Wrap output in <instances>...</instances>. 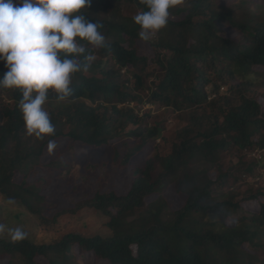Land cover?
<instances>
[{
    "label": "trees",
    "instance_id": "obj_1",
    "mask_svg": "<svg viewBox=\"0 0 264 264\" xmlns=\"http://www.w3.org/2000/svg\"><path fill=\"white\" fill-rule=\"evenodd\" d=\"M124 1L146 10L138 0H91L82 10L102 24L107 47L86 45L95 59L73 76L68 99L57 102L49 92L43 107L54 136L27 137L21 91L0 88V199L25 207L55 236L49 243L0 237V264H40L37 258L48 264H256L250 258L264 252V187L253 184L247 196L216 188L264 169V0H185L148 41L152 58L139 53V26L123 15ZM224 25L234 37L221 35ZM6 71L0 62V77ZM216 81L228 86V94H219ZM156 102L186 118L163 155L156 144L165 129L159 115L133 107ZM49 139L57 145L52 153ZM225 149L235 150L226 171L210 180ZM247 152L260 159L247 162ZM73 167L84 185L92 170H102L100 190L110 186L112 172L129 174L126 195L97 191L77 205L106 216L110 236L56 233L58 217L66 214L45 216L56 210L60 195L76 194L80 180ZM179 176L176 199L184 203L172 208L165 190ZM51 186L55 199L45 194Z\"/></svg>",
    "mask_w": 264,
    "mask_h": 264
},
{
    "label": "clouds",
    "instance_id": "obj_2",
    "mask_svg": "<svg viewBox=\"0 0 264 264\" xmlns=\"http://www.w3.org/2000/svg\"><path fill=\"white\" fill-rule=\"evenodd\" d=\"M185 0H138L144 9L132 19L139 26L138 38L150 41L168 24L170 9ZM91 0H0V62L7 71L0 77V88L19 89V109L25 135L37 140L55 135L51 116L43 107L49 92L57 102L72 94L70 84L76 73L86 72L95 57L86 45L107 47L100 31L102 24L82 14ZM83 57V62H81ZM49 139L47 150L56 148ZM10 242L23 241L22 227L9 228L0 223V237Z\"/></svg>",
    "mask_w": 264,
    "mask_h": 264
},
{
    "label": "rangeland",
    "instance_id": "obj_3",
    "mask_svg": "<svg viewBox=\"0 0 264 264\" xmlns=\"http://www.w3.org/2000/svg\"><path fill=\"white\" fill-rule=\"evenodd\" d=\"M237 0H224V3H230ZM122 13L126 16H135L140 10L139 8L129 2L124 1L122 3ZM221 35L223 36H231L234 37L235 33L228 32L227 26H221ZM153 49L150 46V43L147 41H143L140 44L139 47V53L141 55L147 56L148 58L153 57ZM150 69L155 68L156 66L152 63H149ZM233 84L230 82V85ZM215 85L220 86L219 88V94H228V86L222 85L220 82H215ZM208 92H211L212 89H214V84L210 83L207 85ZM261 94V93H260ZM264 94V91L262 95ZM211 97H214V93L209 94ZM261 95V96H262ZM6 97V96H4ZM261 98V97H260ZM264 108V99H260L259 101ZM133 107L136 110H145L149 109L153 113H156L160 117V122L164 126V131H162L161 137L158 139L156 144L158 145V152L160 154H167L169 152V149L171 147L170 145V139L174 138V133L183 125L184 122H186L185 114H180L176 112L173 108H162L159 106V104L156 102L154 104H146L143 107L133 105ZM206 115V112H200L199 116ZM235 152V150L232 149H225L224 151H221L217 156V163L215 166H213L210 169L209 173V179L215 180L216 177H218L219 174H222L226 171L227 164L229 161L230 156ZM65 160L69 159V156L64 157ZM246 161H257L260 159V153L257 152H247L245 156ZM79 168L73 167L72 172L76 173L80 183L78 187V190L75 195H71L70 198L65 197L64 195L59 196V204L56 207V210H54L51 214H45V216L50 219L52 216L56 213H65L66 215L64 217H58L57 223L55 224V231L56 233L63 234L68 231L77 232L80 234H83L84 236H94V235H101L104 237L110 236L111 233L108 230V228L105 227L106 222L108 221V218L104 215H102L100 212L92 209L84 207L82 209H77V205L80 202L83 201L84 197L83 195H86L85 198L91 199L94 197V194L97 191H100V193L104 192H110L113 191L117 195L122 196L126 195L127 192L130 189V181H129V174L127 171H115L110 174V186L103 187L102 190H100L99 186V179L102 177L103 172L102 170L96 169L95 171L92 170L93 174L89 177V179H86L85 185H84V178L78 174ZM71 172V168L66 170V173L64 176H67L68 173ZM260 175H259V174ZM60 180L64 179V177L60 176ZM69 178V175H68ZM183 176H179L177 181H173L170 183V185L165 190L166 197L171 201L170 206L172 208H177L183 205L184 200L176 199L177 198V182L181 181ZM30 181H33L32 176L30 177ZM253 181V182H252ZM253 184H260L262 187H264V169L259 170L258 172H255V176L251 179H243V177L240 179V181L233 185V180H230L225 188H216V191L219 192H228L231 190L238 189L241 191L242 196L249 195L250 189L252 188ZM86 189V193H83V190ZM47 195V199H55L56 195L53 193V187L51 186L49 190L45 193ZM164 197V200H167V198ZM227 197V196H226ZM223 198L224 199H226ZM241 198V197H239ZM244 206L248 209H253L254 204L253 203H244ZM252 213V212H249ZM0 223L5 224L9 228H15L17 226H20L23 228L25 232H27L26 239L31 241H37V242H45L49 243L55 239L54 232L50 227H45L42 224V221L40 219H36L35 215H32L25 209V207L20 206L19 204L0 199ZM2 237L8 236L5 234ZM9 239V238H8ZM241 248L250 254H254V251L251 250L250 245H242ZM240 248V249H241ZM252 261L256 262V264H263L261 261L264 260V252H262L259 256L253 255L252 258H250ZM36 261L40 264H48L43 258H37ZM98 264H105V263H98Z\"/></svg>",
    "mask_w": 264,
    "mask_h": 264
}]
</instances>
